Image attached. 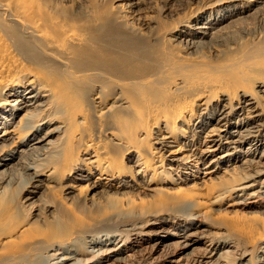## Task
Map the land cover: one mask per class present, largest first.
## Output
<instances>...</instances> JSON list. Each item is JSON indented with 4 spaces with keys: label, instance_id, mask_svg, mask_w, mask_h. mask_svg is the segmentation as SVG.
<instances>
[{
    "label": "bare ground",
    "instance_id": "6f19581e",
    "mask_svg": "<svg viewBox=\"0 0 264 264\" xmlns=\"http://www.w3.org/2000/svg\"><path fill=\"white\" fill-rule=\"evenodd\" d=\"M0 264H264V0H0Z\"/></svg>",
    "mask_w": 264,
    "mask_h": 264
},
{
    "label": "rangeland",
    "instance_id": "374dc122",
    "mask_svg": "<svg viewBox=\"0 0 264 264\" xmlns=\"http://www.w3.org/2000/svg\"><path fill=\"white\" fill-rule=\"evenodd\" d=\"M88 257H86V259H87Z\"/></svg>",
    "mask_w": 264,
    "mask_h": 264
}]
</instances>
